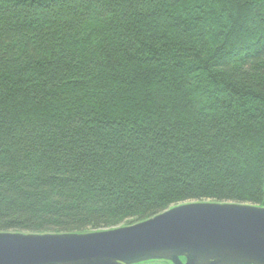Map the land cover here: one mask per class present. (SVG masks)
<instances>
[{
	"label": "trees",
	"instance_id": "1",
	"mask_svg": "<svg viewBox=\"0 0 264 264\" xmlns=\"http://www.w3.org/2000/svg\"><path fill=\"white\" fill-rule=\"evenodd\" d=\"M264 206V0H0V231Z\"/></svg>",
	"mask_w": 264,
	"mask_h": 264
},
{
	"label": "water",
	"instance_id": "2",
	"mask_svg": "<svg viewBox=\"0 0 264 264\" xmlns=\"http://www.w3.org/2000/svg\"><path fill=\"white\" fill-rule=\"evenodd\" d=\"M150 260L264 264V206L192 201L111 229L0 231V264H138Z\"/></svg>",
	"mask_w": 264,
	"mask_h": 264
},
{
	"label": "rangeland",
	"instance_id": "3",
	"mask_svg": "<svg viewBox=\"0 0 264 264\" xmlns=\"http://www.w3.org/2000/svg\"><path fill=\"white\" fill-rule=\"evenodd\" d=\"M140 264H169L167 261L153 260L149 262H144Z\"/></svg>",
	"mask_w": 264,
	"mask_h": 264
},
{
	"label": "flooded vegetation",
	"instance_id": "4",
	"mask_svg": "<svg viewBox=\"0 0 264 264\" xmlns=\"http://www.w3.org/2000/svg\"><path fill=\"white\" fill-rule=\"evenodd\" d=\"M119 227V226H118ZM183 259V261L185 260L184 258H182ZM150 261H153V260H150ZM160 261H165V260H160ZM146 262H149V261H146ZM169 264H172L170 261H167ZM141 263H144V262H141ZM138 264H140V263H138Z\"/></svg>",
	"mask_w": 264,
	"mask_h": 264
}]
</instances>
